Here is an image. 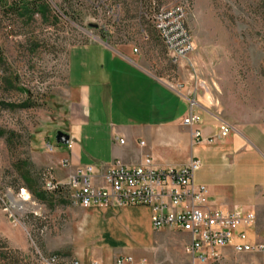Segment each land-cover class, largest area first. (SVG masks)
<instances>
[{"label":"rangeland","instance_id":"374dc122","mask_svg":"<svg viewBox=\"0 0 264 264\" xmlns=\"http://www.w3.org/2000/svg\"><path fill=\"white\" fill-rule=\"evenodd\" d=\"M41 1L47 7L32 15ZM17 2L0 0V247L9 257L6 264L74 261L72 244L86 208L72 204L70 189L46 190L50 180L64 186L46 164L64 148L55 134L64 128L68 60L75 47L101 44L104 36L115 51L137 50L143 69L191 93L188 97L209 115L264 137V0H24L31 4L29 13L17 11ZM169 5L186 9L195 44L178 63L153 24L156 12ZM185 79L187 90L180 82ZM25 197L30 202L19 205ZM177 235L176 243L143 234L134 248L136 259L191 264L186 239ZM106 244L117 247L111 240ZM52 258L56 261H44ZM212 264L264 262L258 254L229 250Z\"/></svg>","mask_w":264,"mask_h":264},{"label":"crops","instance_id":"0c3cea01","mask_svg":"<svg viewBox=\"0 0 264 264\" xmlns=\"http://www.w3.org/2000/svg\"><path fill=\"white\" fill-rule=\"evenodd\" d=\"M139 60L127 48L118 52L99 43L73 48L67 70L68 108L61 130L70 143L46 164L54 180L68 186L80 168L93 166L99 185L115 162L135 168L152 159L157 167L167 169L197 160L200 169L195 183L208 187V205L225 213L255 212L249 240L264 243V137L260 131L229 125L231 134L219 138L221 119L151 75ZM180 82L186 83L187 90V79ZM191 115L199 118L200 142L193 141L191 129L183 125ZM83 214L82 228L72 244V256L80 264H118L121 257H131L138 264L145 259H136L134 248L143 234L176 243L177 234L184 235V248L190 241L187 234L154 231L152 210L147 207H91L83 209ZM108 240L117 247H109ZM229 250L223 249L222 255Z\"/></svg>","mask_w":264,"mask_h":264},{"label":"built area","instance_id":"2783aa9c","mask_svg":"<svg viewBox=\"0 0 264 264\" xmlns=\"http://www.w3.org/2000/svg\"><path fill=\"white\" fill-rule=\"evenodd\" d=\"M153 24L175 63L187 59L195 50L183 6L162 7L156 12ZM134 53L138 52L134 50ZM183 125L191 129L193 141H201L198 117L191 115L183 121ZM231 131V127L223 123L219 138H227ZM50 150L53 151V147ZM199 169L200 162L197 160H192L184 167L167 169L157 167L152 159L145 160L143 165L135 168L115 162L98 185L95 183L94 167L86 166L78 170L68 185L70 199L74 206L82 208H150L154 231L167 230L189 235L190 241L185 249L191 264L215 263L221 259L222 250L227 248L236 255L258 254L264 262V243H252L249 240V231L256 223L255 212L239 209L225 213L212 209L207 201L208 187L195 183V174ZM58 186L50 180L46 184V190L55 192ZM44 261L55 262L56 258ZM134 263L131 257H121L118 260V264ZM72 264L80 263L74 260ZM138 264L148 263L141 260Z\"/></svg>","mask_w":264,"mask_h":264},{"label":"trees","instance_id":"16d2710c","mask_svg":"<svg viewBox=\"0 0 264 264\" xmlns=\"http://www.w3.org/2000/svg\"><path fill=\"white\" fill-rule=\"evenodd\" d=\"M23 1L24 0H16V2L18 4L16 10L17 11L23 10L26 13L31 12V10H30L31 9L30 8L31 7V4L24 3ZM41 2L39 4L33 5V10H32L33 11L32 12L33 14L31 13L32 15H34L36 13V10H40L41 8H46L47 7V4H45L44 2H42V3ZM1 135L3 136L4 134H1ZM60 188H67V189H69L68 186H63V187L58 186V188H57L56 191L58 192L60 190ZM8 260H9V257L7 256L6 251L3 250V247H0V264H6V262H8Z\"/></svg>","mask_w":264,"mask_h":264},{"label":"water","instance_id":"95a60500","mask_svg":"<svg viewBox=\"0 0 264 264\" xmlns=\"http://www.w3.org/2000/svg\"><path fill=\"white\" fill-rule=\"evenodd\" d=\"M102 40L100 41L101 44L105 45L106 47H108L104 41V36L101 37ZM55 142L58 146H63V147H67L70 143V137L68 134L62 132V131H58L55 134Z\"/></svg>","mask_w":264,"mask_h":264},{"label":"bare ground","instance_id":"6f19581e","mask_svg":"<svg viewBox=\"0 0 264 264\" xmlns=\"http://www.w3.org/2000/svg\"><path fill=\"white\" fill-rule=\"evenodd\" d=\"M135 52H137V50H135ZM28 201H29V197L21 198V201H19L18 204L19 205L26 204Z\"/></svg>","mask_w":264,"mask_h":264}]
</instances>
